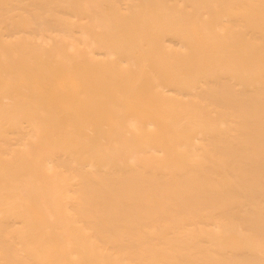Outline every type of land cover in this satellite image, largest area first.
Listing matches in <instances>:
<instances>
[{"label": "bare ground", "instance_id": "6f19581e", "mask_svg": "<svg viewBox=\"0 0 264 264\" xmlns=\"http://www.w3.org/2000/svg\"><path fill=\"white\" fill-rule=\"evenodd\" d=\"M0 264H264V0H0Z\"/></svg>", "mask_w": 264, "mask_h": 264}]
</instances>
